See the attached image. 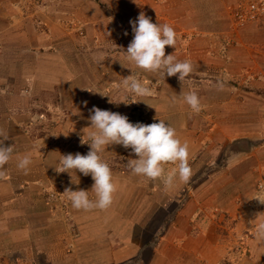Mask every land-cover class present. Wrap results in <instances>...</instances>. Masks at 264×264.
<instances>
[{
    "label": "crops",
    "instance_id": "0c3cea01",
    "mask_svg": "<svg viewBox=\"0 0 264 264\" xmlns=\"http://www.w3.org/2000/svg\"><path fill=\"white\" fill-rule=\"evenodd\" d=\"M195 1L201 0H0V131L4 145L13 147L0 169L6 173L0 178V264L219 263L213 212L257 196L264 29L234 31V0H208L207 13ZM141 12L174 28L176 46H165V54L191 62L183 83L178 74L164 78L126 59L130 21ZM63 21L83 25L85 34ZM131 74L154 95L115 87ZM190 90L203 105L198 114L182 98ZM93 106L134 124H171L189 145V180L177 178L165 188L160 179L135 175L127 166L135 154L113 144L100 153L117 187L109 208L76 210L64 195L50 200L57 186L89 191L95 199L91 175L59 172L61 155L90 150L81 140L88 141ZM27 154L32 163L25 172L17 163ZM261 221L264 206L250 219ZM249 253L241 264H264V239L256 230Z\"/></svg>",
    "mask_w": 264,
    "mask_h": 264
},
{
    "label": "clouds",
    "instance_id": "9594fccd",
    "mask_svg": "<svg viewBox=\"0 0 264 264\" xmlns=\"http://www.w3.org/2000/svg\"><path fill=\"white\" fill-rule=\"evenodd\" d=\"M133 39L125 51L126 59L137 68L147 72L159 73L165 76H177L183 83L192 72V64L188 60H177L173 54H165V46H176V32L169 24H157L151 22L143 12L136 20H131ZM127 35V33H125ZM115 87L123 92H128L141 97H151L154 92L142 83L136 75H129ZM219 90H223L225 84L219 81ZM184 102L194 113H199L203 105L195 91L190 90L181 93ZM175 102V97L172 98ZM111 102V101H110ZM87 106V101L83 102ZM90 131L87 132V143L90 150L86 155L79 152L61 155L59 172L74 170L84 176L91 175L94 181L91 191L95 199L89 197V191L66 188L63 195L76 210L91 211L94 209L106 210L113 202L114 193L117 190L113 180L111 168L105 162L100 153L105 146L122 145L125 149H131L136 159H129L127 166L133 174L146 177L150 180L160 179L165 188H171L178 178L181 182H187L191 175L189 165V145L181 142L176 129L163 119L151 124L131 123L127 116L118 112L102 110L93 106L89 110ZM0 169H3L12 158L13 147L5 146L3 131H0ZM32 163L31 155L18 157L17 167L27 172ZM174 165L170 169L165 165ZM6 173L0 170V178ZM261 204L264 199L255 198ZM256 236L264 239V221L256 225Z\"/></svg>",
    "mask_w": 264,
    "mask_h": 264
},
{
    "label": "rangeland",
    "instance_id": "374dc122",
    "mask_svg": "<svg viewBox=\"0 0 264 264\" xmlns=\"http://www.w3.org/2000/svg\"><path fill=\"white\" fill-rule=\"evenodd\" d=\"M207 1L208 0H201L195 2H198L199 4L203 2V4L199 7H203L204 11L207 13L212 10V8L210 9L211 6L206 4ZM233 2H235V0ZM147 8L149 7L147 6ZM199 22L205 23L204 20H200ZM62 23L68 30H76L81 35L85 34L83 25H77V23L76 25H73L72 22L69 23L65 21ZM118 23L121 24L119 29H126L125 21L119 20ZM253 27L255 28L254 25H249L247 27L240 28L237 31L246 29L250 30V28ZM257 124L262 125L264 128V117H258ZM259 161L261 165L259 167H261L262 170L259 169V172L257 171L258 181L255 182L256 186L254 190V194L257 196H254L252 201L246 197L248 199L246 202L244 198H238L235 205L233 202H229V205L225 208L223 207L221 210L213 212V217H211L210 226L211 229H213L215 238H217V245L220 250V261L218 264H241L242 261L250 254L249 247L251 237L256 230V225L250 223V219L253 218L258 208L264 206V204H261L257 199H255H264V159H260ZM243 197H245V195H243ZM235 206L236 210L234 209Z\"/></svg>",
    "mask_w": 264,
    "mask_h": 264
},
{
    "label": "built area",
    "instance_id": "2783aa9c",
    "mask_svg": "<svg viewBox=\"0 0 264 264\" xmlns=\"http://www.w3.org/2000/svg\"><path fill=\"white\" fill-rule=\"evenodd\" d=\"M229 14L234 31L249 25L264 29V0H235ZM63 192L62 186H57L47 195L50 200H58L62 199ZM61 207L66 211L62 204Z\"/></svg>",
    "mask_w": 264,
    "mask_h": 264
}]
</instances>
